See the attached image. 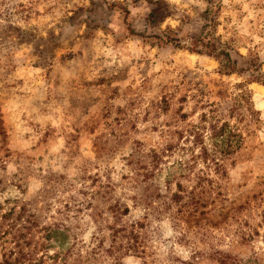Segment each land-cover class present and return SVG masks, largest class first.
<instances>
[{"label":"rangeland","instance_id":"obj_1","mask_svg":"<svg viewBox=\"0 0 264 264\" xmlns=\"http://www.w3.org/2000/svg\"><path fill=\"white\" fill-rule=\"evenodd\" d=\"M260 75L264 0H0L2 197L58 262L264 264ZM203 115L242 139L220 166Z\"/></svg>","mask_w":264,"mask_h":264},{"label":"trees","instance_id":"obj_2","mask_svg":"<svg viewBox=\"0 0 264 264\" xmlns=\"http://www.w3.org/2000/svg\"><path fill=\"white\" fill-rule=\"evenodd\" d=\"M221 54V52H218ZM226 70L224 73L230 74L233 70V65L230 62L222 64ZM261 75L255 77V80L261 81ZM243 85V84H242ZM244 91L249 95V90ZM202 122L193 125L191 133L194 134V144L200 146L201 151L198 157L202 159L210 160L215 165L220 166L221 160L228 155L234 153L241 147L242 139L239 138V134L231 129L228 122H224L220 127L212 124L209 127L211 147H208L204 142V131L206 125L203 122L206 121V117L202 116ZM17 188H21V185L16 184ZM21 191V190H20ZM4 188H0V245L3 250V259L0 264H42L44 259L50 258L51 264H67L68 253L71 252L70 248L66 251L65 257L59 260V256L62 253L61 250L55 252L54 255H48V251L55 247V242L59 241V238H52V235L64 234V230L57 226L58 223L52 225H42L39 221L38 213L30 209V205L22 197H6L3 199ZM25 191H22V193ZM19 220L22 222L19 223ZM57 226V227H56ZM43 232L42 238L44 241L38 245L35 243L34 249H27L30 245L32 238H27L31 235L33 229ZM65 240V239H64ZM13 243V246L8 247L7 244ZM42 251L40 256L36 255L37 251ZM37 256V257H36Z\"/></svg>","mask_w":264,"mask_h":264}]
</instances>
